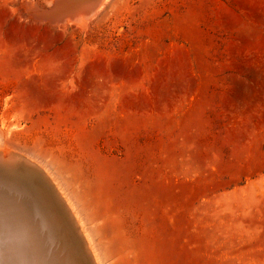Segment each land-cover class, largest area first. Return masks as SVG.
I'll list each match as a JSON object with an SVG mask.
<instances>
[{"label":"rangeland","instance_id":"obj_1","mask_svg":"<svg viewBox=\"0 0 264 264\" xmlns=\"http://www.w3.org/2000/svg\"><path fill=\"white\" fill-rule=\"evenodd\" d=\"M55 2L0 0V156L59 248L264 264V0H108L78 24Z\"/></svg>","mask_w":264,"mask_h":264},{"label":"bare ground","instance_id":"obj_2","mask_svg":"<svg viewBox=\"0 0 264 264\" xmlns=\"http://www.w3.org/2000/svg\"><path fill=\"white\" fill-rule=\"evenodd\" d=\"M107 1L108 0H79L78 1L79 3L77 2V4L75 5H74L75 2L72 3L73 4L72 6L75 7H71V4L68 5L66 3H62V2L60 3V1L58 2L61 5H67V7L71 8L73 12L76 9L77 10L80 9L81 11L80 14L77 15L76 19L73 18V20H76L78 24L85 22L90 17L96 15ZM93 3H96L95 4L96 6L92 10ZM86 7L89 8L91 7L89 9L90 11L84 12L86 10ZM5 150L7 151V149ZM13 158H15V156H13ZM13 162L15 161L14 160L9 161L8 157L0 156V254L4 258L2 263L3 264L73 263L71 257L74 256L75 253L74 251L76 249L74 250V248H72L73 246L71 247L65 242L67 245L66 247H68L70 250L68 253L67 252L68 249L64 248L65 246L63 247L64 250H62L61 248H59L58 244L56 243V235H58L59 233L58 222L61 219H59L56 224L57 216L55 217L54 215H51L50 210L48 212L49 214H47L46 211L42 209V206L43 207L45 206L46 208L48 207L46 209L48 211L50 207L47 200L45 201V199L42 197L41 193L39 192L36 181H34V178H32L30 175L24 173L23 172L24 170L22 171L18 169ZM43 195L45 196L44 193ZM39 198H41V200ZM75 216L76 214L74 213V217ZM79 223H80L79 225L82 226L81 222ZM81 226L79 227V229L84 228V227L82 228ZM81 229L80 232H82ZM61 230L64 231V229L62 228ZM9 231H10V236H6V234H8ZM83 232L86 234L85 230ZM63 234L65 235L67 233L64 232ZM71 234L73 235V233ZM86 236L88 237L87 234ZM75 238H76V234H75ZM64 240L67 241V239ZM71 240L73 239L71 238L70 241ZM90 246L88 245V247L86 248L87 249L86 252H88L89 254H91V252L92 253L94 252L93 249L91 248L92 246L91 247ZM75 248L77 247L75 246ZM95 260H97L96 263L99 262L97 257L95 258Z\"/></svg>","mask_w":264,"mask_h":264},{"label":"water","instance_id":"obj_3","mask_svg":"<svg viewBox=\"0 0 264 264\" xmlns=\"http://www.w3.org/2000/svg\"><path fill=\"white\" fill-rule=\"evenodd\" d=\"M59 0H56V2L53 4L52 7H50L48 10H45L43 12V14L46 17H51L53 19H56L57 21L60 22H64L67 19L70 18H74L76 19L77 15L81 12L80 9H76L74 12L71 10V8L67 7V5H61L58 2ZM99 3V2H98ZM96 3H93V7L92 10L95 8ZM91 8V7H90ZM89 7H86V10L84 12L90 11ZM72 245V243L70 244ZM76 252V251H75ZM76 253H74L75 255ZM83 256V255H82ZM75 257V258H74ZM74 257H71V260H73L74 264H85L84 261L82 260L81 257V253H79V251H77V255H75ZM4 260V258L2 257V255L0 254V264H3L2 261ZM70 263V264H73Z\"/></svg>","mask_w":264,"mask_h":264}]
</instances>
